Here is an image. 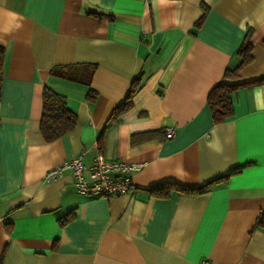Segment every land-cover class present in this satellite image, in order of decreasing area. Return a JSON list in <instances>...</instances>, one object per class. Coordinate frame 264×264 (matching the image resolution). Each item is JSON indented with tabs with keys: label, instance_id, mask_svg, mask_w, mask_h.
Segmentation results:
<instances>
[{
	"label": "crops",
	"instance_id": "obj_1",
	"mask_svg": "<svg viewBox=\"0 0 264 264\" xmlns=\"http://www.w3.org/2000/svg\"><path fill=\"white\" fill-rule=\"evenodd\" d=\"M246 36L252 62L224 79ZM0 46V264H264V82L236 89L222 123L206 101L264 77V0H0ZM86 64L89 86L50 74ZM44 87L76 118L52 142L39 132ZM96 152L142 164L134 195L82 196L68 171L46 177ZM242 165L203 193L150 191Z\"/></svg>",
	"mask_w": 264,
	"mask_h": 264
},
{
	"label": "trees",
	"instance_id": "obj_2",
	"mask_svg": "<svg viewBox=\"0 0 264 264\" xmlns=\"http://www.w3.org/2000/svg\"><path fill=\"white\" fill-rule=\"evenodd\" d=\"M196 23V25H198ZM237 56L240 58L239 64L232 70H225L224 79H235L237 77L238 71L252 62V45L250 44L248 36H246L236 52ZM4 49L0 46V87L2 81V67H3ZM95 70L94 65H81V66H62L53 67L50 74L54 77L65 79L68 81L84 84L89 86L92 74ZM264 82V77L258 80L251 81L242 84H227L221 83L211 89L207 96V105L211 112L212 120L214 123H222L227 118L232 116V93L239 87L258 84ZM139 88V79L132 81L129 92L124 99V101L116 107L114 113L119 114L127 110L131 106V97L134 92ZM88 100L92 101L94 99V92L89 89L87 94ZM41 117L39 123V132L44 142H52L64 134L72 131L75 127V115L67 108L65 97L59 95L47 87H44L41 95ZM234 167L228 169L223 175L210 179L200 185L192 187H183L180 185H175L172 183H167L165 185H158L150 188V191L157 197L167 196L171 190L180 192H189L194 194H199L205 192L210 185L221 182L228 179L230 176L238 174L242 167ZM70 215H66L60 221L61 224L69 221ZM257 224L264 225V212L258 217Z\"/></svg>",
	"mask_w": 264,
	"mask_h": 264
},
{
	"label": "built area",
	"instance_id": "obj_3",
	"mask_svg": "<svg viewBox=\"0 0 264 264\" xmlns=\"http://www.w3.org/2000/svg\"><path fill=\"white\" fill-rule=\"evenodd\" d=\"M173 136L172 129L166 130V138ZM84 153L47 171L46 177L54 179L68 171L73 179L76 192L82 196L118 197L134 195L137 186L132 181L134 173L142 164L124 161L106 160L100 152H96L89 165L83 163ZM206 264V263H202Z\"/></svg>",
	"mask_w": 264,
	"mask_h": 264
}]
</instances>
